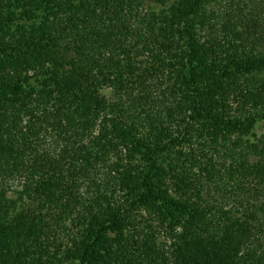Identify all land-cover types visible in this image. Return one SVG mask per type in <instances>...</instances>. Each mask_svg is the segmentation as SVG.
<instances>
[{
	"label": "trees",
	"instance_id": "obj_1",
	"mask_svg": "<svg viewBox=\"0 0 264 264\" xmlns=\"http://www.w3.org/2000/svg\"><path fill=\"white\" fill-rule=\"evenodd\" d=\"M262 123L264 0H0V264H264Z\"/></svg>",
	"mask_w": 264,
	"mask_h": 264
},
{
	"label": "rangeland",
	"instance_id": "obj_2",
	"mask_svg": "<svg viewBox=\"0 0 264 264\" xmlns=\"http://www.w3.org/2000/svg\"><path fill=\"white\" fill-rule=\"evenodd\" d=\"M256 132H257L258 135H260V134H262L264 132V124L263 123L262 124H259L257 126Z\"/></svg>",
	"mask_w": 264,
	"mask_h": 264
}]
</instances>
